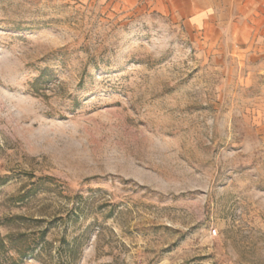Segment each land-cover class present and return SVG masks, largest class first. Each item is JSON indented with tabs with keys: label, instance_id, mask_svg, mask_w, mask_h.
<instances>
[{
	"label": "rangeland",
	"instance_id": "374dc122",
	"mask_svg": "<svg viewBox=\"0 0 264 264\" xmlns=\"http://www.w3.org/2000/svg\"><path fill=\"white\" fill-rule=\"evenodd\" d=\"M258 13L0 0V264H264Z\"/></svg>",
	"mask_w": 264,
	"mask_h": 264
},
{
	"label": "crops",
	"instance_id": "0c3cea01",
	"mask_svg": "<svg viewBox=\"0 0 264 264\" xmlns=\"http://www.w3.org/2000/svg\"><path fill=\"white\" fill-rule=\"evenodd\" d=\"M154 12L183 22L198 35L233 36L259 14L264 0H141Z\"/></svg>",
	"mask_w": 264,
	"mask_h": 264
}]
</instances>
